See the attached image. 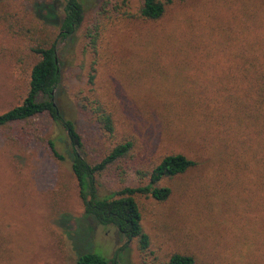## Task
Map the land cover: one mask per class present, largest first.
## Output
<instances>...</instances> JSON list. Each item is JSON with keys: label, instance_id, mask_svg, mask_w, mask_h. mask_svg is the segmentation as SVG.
<instances>
[{"label": "rangeland", "instance_id": "374dc122", "mask_svg": "<svg viewBox=\"0 0 264 264\" xmlns=\"http://www.w3.org/2000/svg\"><path fill=\"white\" fill-rule=\"evenodd\" d=\"M80 1L74 38L56 47V99L88 161L131 142L96 177L101 190L145 184L136 171L166 154L196 163L159 181L164 201L134 196L149 245L123 248L113 228L83 218L69 160L47 147L55 124L40 115L0 125V264H75L85 250L110 264H161L173 252L193 264H264V0H171L156 20L138 16L141 0ZM36 2L54 0H0V113L26 93L30 47L57 30L36 19ZM81 99L111 114L110 136Z\"/></svg>", "mask_w": 264, "mask_h": 264}, {"label": "trees", "instance_id": "16d2710c", "mask_svg": "<svg viewBox=\"0 0 264 264\" xmlns=\"http://www.w3.org/2000/svg\"><path fill=\"white\" fill-rule=\"evenodd\" d=\"M170 2L171 0H141L138 16L145 20H156L162 16ZM57 7L61 8L59 19L56 14ZM33 14L37 20L56 26L57 30L53 40L36 43L30 47L31 52L37 58L29 69L26 93L18 104L0 113V125L28 121L40 115L47 116L60 132L55 137L47 139L48 150L57 160L66 158L69 160L82 205L83 218L88 219L94 225L113 228L118 238L124 240L123 248L126 246L125 243L135 240L138 250L145 251L149 245V238L143 230L141 213L134 196L145 195L155 201H164L169 196L170 189L166 186H159V181L162 178L182 174L196 162L180 153L166 154L147 173L136 171L141 177H147L145 184L123 185L119 188L101 190L96 177L115 161L123 158L129 151L131 142L125 140L116 143L98 160L88 161L80 152L82 141L74 123L64 116L56 99L61 81L60 61L56 47L58 43L69 42L74 38V33L83 19L81 1L36 2L33 4ZM254 61L256 62V59ZM263 66L262 62L256 63L257 86L261 103H264ZM92 78L93 75L89 74V82ZM88 105H91L88 110L95 117L101 130L110 136L113 133L111 114L96 101L81 99L78 103V107L82 109L87 108ZM261 124L264 129L263 122ZM260 150V159L264 168V140ZM193 263L194 258L191 254L173 252L161 264ZM75 264L110 263L102 254L94 250H85L77 252Z\"/></svg>", "mask_w": 264, "mask_h": 264}]
</instances>
